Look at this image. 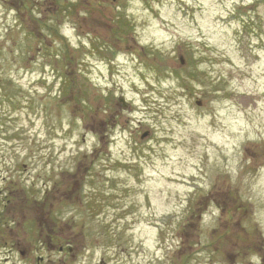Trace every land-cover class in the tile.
<instances>
[{
  "label": "rangeland",
  "instance_id": "1",
  "mask_svg": "<svg viewBox=\"0 0 264 264\" xmlns=\"http://www.w3.org/2000/svg\"><path fill=\"white\" fill-rule=\"evenodd\" d=\"M68 1L0 0V264H264V0Z\"/></svg>",
  "mask_w": 264,
  "mask_h": 264
},
{
  "label": "clouds",
  "instance_id": "2",
  "mask_svg": "<svg viewBox=\"0 0 264 264\" xmlns=\"http://www.w3.org/2000/svg\"><path fill=\"white\" fill-rule=\"evenodd\" d=\"M195 86H196L197 88L200 87L199 84H197V85H195ZM141 87H143V85H141ZM136 103H137V104L140 103L139 99L136 100ZM214 103H215V102H214ZM163 127H167V125H163ZM231 171L233 172V178L235 179V176H236V169H235V168H232ZM261 174H262V176H264V169H261Z\"/></svg>",
  "mask_w": 264,
  "mask_h": 264
}]
</instances>
